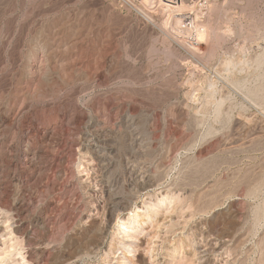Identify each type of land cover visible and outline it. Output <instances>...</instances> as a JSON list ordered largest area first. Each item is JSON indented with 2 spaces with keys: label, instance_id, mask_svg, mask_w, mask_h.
Instances as JSON below:
<instances>
[{
  "label": "rangeland",
  "instance_id": "374dc122",
  "mask_svg": "<svg viewBox=\"0 0 264 264\" xmlns=\"http://www.w3.org/2000/svg\"><path fill=\"white\" fill-rule=\"evenodd\" d=\"M184 2L189 6L193 3L192 0ZM194 3L195 15L169 17L170 13L166 8L163 13L164 7L158 0H0V98L8 96L16 106L22 99L23 105V114L12 121L0 109V115L8 124L7 130L20 132L29 129L37 136L54 126L50 139L58 140V143L69 131H75L77 135L86 132L89 139L105 135L115 144L117 151L110 156L113 162L110 172L99 171L94 165L92 171L84 170L80 164L85 161L79 156L75 157L74 164L69 165L73 180L77 178L75 183L79 186L80 200L83 204L89 200L86 186L108 182L111 189L116 188L112 192L120 194L132 208L139 207L142 215V221L137 223L138 230L131 231L132 236H124L116 230V224L114 228L109 227L112 230L103 250L95 244L81 242L83 230H77L81 227L102 229L103 215L79 226V221L69 216L72 204L61 202L55 205L54 197L57 199V194L63 192L61 189H49L40 195L43 199L40 196L37 200L28 198L31 201L27 199V202L36 214H44L45 225H51L56 231L58 235L54 233V237L57 235L58 240L60 236L59 242L45 251V264H65L68 254L79 255L78 260L70 264H118V259L121 260L119 264H132L133 261V264H264V0H196ZM154 7L162 12L155 11ZM196 8L202 9L198 12ZM192 17H199L200 25L213 30H209L214 32L213 35L207 30L211 37L207 40L214 39V42L211 40V54L207 51L193 55L175 39L165 41L162 38L164 34L159 28L167 18L163 23H168L169 27L166 26L176 32L171 30L173 36L184 35L182 37L187 41L194 40L196 29ZM76 22L80 24L83 36L87 33L91 40L95 39L93 43L105 39L112 44L105 62L109 64L112 59L116 60L115 69H98L97 80L92 82L65 80L55 73L50 83L33 85L28 82L26 67L32 59L35 40L56 38L67 43L48 52V59L54 63L52 59L55 60L64 50H70L77 33ZM165 51L171 54L170 57L168 53L164 54ZM27 85L30 90L37 87V94L28 99L21 95ZM38 94H43L44 98H39ZM69 102L78 103L83 114L80 126H71V129L60 118L63 112H71ZM127 116L136 117V130L140 134L138 144H133L134 130L125 125ZM17 140L15 145L19 148L22 143ZM41 142L42 139L37 137L39 147ZM5 159L4 156V163ZM147 170L157 176V185L144 190L133 172ZM161 179L162 182L158 181ZM6 184L0 185V189L5 192L2 197L8 199L12 197L14 187ZM125 213L120 216L125 218ZM43 229H38V235H45ZM212 235L227 236L228 246L224 251L212 253L204 250L209 248ZM61 238L64 239L62 242ZM123 243L133 246L131 254L127 252L125 258Z\"/></svg>",
  "mask_w": 264,
  "mask_h": 264
},
{
  "label": "bare ground",
  "instance_id": "6f19581e",
  "mask_svg": "<svg viewBox=\"0 0 264 264\" xmlns=\"http://www.w3.org/2000/svg\"><path fill=\"white\" fill-rule=\"evenodd\" d=\"M145 1V0H144ZM149 0H146V2ZM151 1V0H150ZM154 1V0H153ZM159 4L164 7L163 13L165 11V8L170 15L172 16H178V15H186L193 13L196 14L195 8L196 4L192 0V4L190 6L184 2V0H158ZM188 1V0H187ZM198 1V0H197ZM206 2V1H205ZM208 3V2H207ZM152 4V3H151ZM149 3L150 6H153ZM155 4V3H154ZM156 4H158L156 2ZM202 4V3H201ZM200 4V5H201ZM148 5V6H149ZM159 5V6H160ZM198 4V6H200ZM210 5V4H209ZM156 7V6H155ZM154 7V10L156 11ZM162 7V8H163ZM201 7V6H200ZM204 7V6H203ZM81 9V8H80ZM152 9V8H151ZM202 8H199L201 11ZM148 12V9H146ZM197 10V8H196ZM199 10H197L199 12ZM208 10V9H207ZM153 11V9H152ZM159 9H157V12ZM210 11V10H209ZM156 12V13H157ZM162 12V11H159ZM165 12V13H167ZM195 12V13H194ZM76 13V12H75ZM150 13V11H149ZM154 13V12H152ZM210 13V12H209ZM192 14V15H193ZM79 15V14H78ZM77 15V16H78ZM82 15V14H81ZM155 15V14H152ZM193 15V17H195ZM199 15V14H198ZM73 16V15H72ZM147 16V15H146ZM167 17L166 15H164ZM157 17V16H156ZM179 17V16H178ZM188 17V16H187ZM190 17V16H189ZM193 26L196 29V38L191 41H187L186 38L184 39L181 37H175L171 33L174 31L173 29H169L168 23H166V26L163 20V18L160 20L163 25L162 30L159 31L164 34L162 38L167 41L169 39H175V42H179L181 46H184L188 49V51H192L194 53L202 55V53H207V51L211 54L213 45H212V39H210L207 35L208 31L211 29H206L207 27H204L198 23V18L193 19ZM73 18V17H72ZM83 18V17H82ZM149 18V17H148ZM160 18V17H159ZM191 18V17H190ZM209 18V17H208ZM80 19V18H78ZM170 19V18H169ZM172 19V18H171ZM76 20V19H75ZM83 20V19H82ZM151 20V18H149ZM86 21V20H85ZM166 21V20H165ZM81 22V20H80ZM88 22V21H87ZM91 22V21H90ZM72 23V22H70ZM160 23V24H161ZM192 23V22H191ZM74 24V23H73ZM152 24V23H151ZM159 24V25H160ZM208 25V24H207ZM205 25V26H207ZM78 28H76L75 38L73 42L70 44V50L63 51L61 54L57 55L58 57L51 62V60L48 59L47 55L48 52H54V50H58L62 45L66 46L67 43H64L63 41L55 40L52 38L50 41H46L41 38H37L34 42V48H33V55L28 56L31 57V61L28 62L27 65V80L30 83H43V82H49L53 80L52 74L55 73L57 76L62 77L65 80H81L84 82L89 81H95L97 80V70L100 68H107L106 70H113L117 66L116 60H113L109 64L105 62L106 55L110 52L111 53V47L112 44L108 41H104L103 39L101 42L92 41L88 37V34L86 33L84 36L82 35V32L80 30V24L76 22V25H74ZM73 26V28H74ZM87 27V26H86ZM168 28V29H167ZM209 28V27H208ZM69 29V28H67ZM85 29V28H84ZM83 29V30H84ZM208 30V31H207ZM213 31V30H211ZM209 31V33L211 32ZM57 32V31H56ZM59 32V31H58ZM89 32V31H88ZM175 32V31H174ZM160 33V32H159ZM176 33V32H175ZM212 35L214 32H211ZM210 33V34H211ZM49 34V33H48ZM52 34V33H51ZM57 34V33H56ZM105 34V33H104ZM209 34V35H210ZM158 35V34H157ZM177 35V34H176ZM40 36V35H39ZM55 37V33L53 34ZM93 36V34L91 35ZM103 36V35H102ZM159 36V35H158ZM206 36V37H205ZM208 36V37H207ZM211 36V35H210ZM38 37V36H37ZM41 37V36H40ZM104 37V36H103ZM222 37V36H221ZM71 38V36H70ZM94 38V37H93ZM109 38V37H107ZM111 38V37H110ZM206 38V40H204ZM219 38V37H218ZM217 38V39H218ZM59 39V38H58ZM63 39V38H62ZM72 39V38H71ZM97 39V38H96ZM102 38L100 37V40ZM160 39V38H159ZM220 39V38H219ZM222 39V38H221ZM220 39V40H221ZM190 40V39H189ZM159 41H162L160 39ZM209 41V42H208ZM214 42V39H213ZM163 43V41H162ZM216 43V42H215ZM214 43V44H215ZM166 44V43H165ZM164 44H162L163 47ZM167 45H170L169 43ZM171 46V45H170ZM67 48V47H66ZM167 49V48H166ZM171 49V48H170ZM120 50V49H119ZM161 50H163L161 48ZM165 50V49H164ZM172 50H174L172 48ZM115 51V50H114ZM179 51V50H178ZM214 51V50H213ZM30 52V51H28ZM113 52V51H112ZM119 52V51H118ZM160 51L159 53H161ZM166 52V51H165ZM174 52V51H173ZM176 52V50H175ZM215 52V51H214ZM31 53V52H30ZM168 52L164 53L167 55ZM178 53V52H177ZM208 53V54H209ZM28 54V53H27ZM119 54V53H118ZM169 54V53H168ZM207 54V55H208ZM209 54V55H210ZM171 54H169L170 57ZM175 55V54H174ZM173 55V56H174ZM119 55L115 56L118 57ZM147 56V55H146ZM177 56V55H176ZM180 56V55H179ZM183 56V55H181ZM211 56V55H210ZM54 57V56H53ZM175 57V56H174ZM206 57V56H204ZM114 58V57H113ZM110 59V58H109ZM259 61V60H258ZM147 62V61H146ZM229 62V61H228ZM228 64V63H227ZM226 66H230L227 65ZM25 65V64H24ZM237 65V64H236ZM130 68V67H129ZM148 68V67H147ZM218 68V67H217ZM228 68V67H227ZM25 69V68H24ZM146 69V68H145ZM117 70V69H116ZM99 71V70H98ZM102 72V71H101ZM108 73H110L108 71ZM23 76V75H22ZM67 76H69L67 78ZM123 77V76H122ZM21 78V77H20ZM135 79V78H134ZM109 80V79H108ZM26 81V80H25ZM27 82V81H26ZM78 82V81H77ZM82 82V83H83ZM98 82V81H97ZM100 82V81H99ZM22 83V82H21ZM53 83V82H52ZM51 83V84H52ZM62 83V81H61ZM69 83V82H68ZM76 83V82H75ZM95 83V82H94ZM19 84V82H18ZM26 84V83H24ZM65 84V83H64ZM63 84V85H64ZM55 85V84H54ZM57 85V84H56ZM84 85V84H83ZM95 85V84H94ZM25 86V85H23ZM85 86V85H84ZM88 84V88H89ZM18 87V86H17ZM20 87V85H19ZM22 87V86H21ZM20 87V88H21ZM93 87V86H92ZM16 88V87H14ZM37 88V87H35ZM26 86V88H23L22 91V97L23 98H29L36 93V90ZM77 88V87H76ZM10 89V88H9ZM8 89V91H9ZM83 89V88H82ZM210 89V88H209ZM208 89V90H209ZM40 90V89H39ZM47 90V89H46ZM72 90V89H71ZM85 90V89H84ZM87 90V89H86ZM15 91V90H14ZM43 90H41L42 92ZM57 91V90H56ZM213 91V90H212ZM254 91V90H253ZM252 91V93H253ZM257 91V89H256ZM39 92V91H38ZM47 92H49L47 90ZM53 92V91H52ZM70 92V91H69ZM86 92V91H84ZM255 92V91H254ZM67 93V92H66ZM212 93V92H211ZM257 93V92H255ZM253 93V94H255ZM260 93V92H259ZM1 94V91H0ZM10 94V93H8ZM7 94V95H8ZM37 94V93H36ZM4 95V94H2ZM39 95V94H38ZM36 95V98L37 96ZM67 95V94H66ZM256 95V94H255ZM43 96V94H42ZM42 96H38L41 98ZM46 96V95H45ZM51 96V95H50ZM48 96V97H50ZM69 96V93H68ZM1 97V96H0ZM20 97V96H17ZM96 97V96H95ZM34 98V97H33ZM44 97H42L43 99ZM47 98V97H46ZM13 99H16L15 97ZM21 99V98H20ZM93 99V97H92ZM97 99V98H96ZM95 99V101H96ZM25 100V99H24ZM20 101V100H19ZM27 101V100H26ZM30 101V100H28ZM73 101V100H72ZM94 101V102H95ZM188 101V100H187ZM14 102V100H12ZM75 102V101H74ZM85 102V101H84ZM97 102V101H96ZM15 103V102H14ZM28 103V102H27ZM26 103V104H27ZM70 103V102H69ZM97 103H100L97 102ZM78 104V103H77ZM75 103H70L69 107L71 108V112H63L61 114V120L64 121L66 125L70 126L68 127L71 129V126L78 127L80 121H81V114L82 111L79 110L78 105ZM92 104V103H91ZM219 104V103H217ZM216 104V105H217ZM15 105V104H14ZM11 102L9 97L7 96L6 99L0 98V109H2L3 113L6 115L9 121L15 120L19 117V115H22L23 105H22V99L20 105L14 106ZM67 105V106H68ZM89 105V104H88ZM94 105V104H93ZM99 105V104H98ZM27 105H24V107ZM95 106V105H94ZM220 106V104H219ZM217 106V107H219ZM66 107V106H65ZM93 107V106H92ZM98 107V106H97ZM102 107V106H101ZM99 108V107H98ZM127 108V107H126ZM169 108V107H168ZM25 109V108H24ZM94 109V108H93ZM111 109V108H110ZM199 109V108H198ZM216 112H217V108ZM219 109V108H218ZM87 110V109H86ZM203 110V109H202ZM26 111V110H25ZM84 111V110H83ZM94 111H97L96 109ZM108 111V110H107ZM197 111V110H195ZM194 111V112H195ZM90 112V111H89ZM131 112V111H130ZM203 112V111H202ZM220 112V111H219ZM22 113V114H21ZM85 113V112H84ZM95 114V112H93ZM97 113V112H96ZM106 113V112H105ZM110 113V112H109ZM116 113V112H115ZM122 113V112H121ZM187 113V111H186ZM3 114V115H4ZM100 114V113H99ZM98 113L97 115L100 116ZM131 114V113H130ZM133 114V113H132ZM193 114V113H192ZM217 114V113H216ZM83 115V114H82ZM107 115V114H105ZM111 115V114H110ZM121 115V114H120ZM202 115V114H201ZM133 116V115H132ZM129 117L125 119V125L126 127L132 128L134 130V133L132 135L133 144L139 143V131L136 130V124L137 120L134 117ZM89 117V116H88ZM107 117V116H105ZM21 118V117H20ZM96 118V117H95ZM104 118V116H103ZM89 119V118H88ZM99 119V118H98ZM102 120V119H101ZM202 120V119H201ZM95 121V120H94ZM141 121V119H140ZM16 122V121H15ZM100 122V121H99ZM141 123V122H140ZM150 123V122H149ZM105 125H107L104 122ZM103 124V125H104ZM148 124V123H147ZM146 124V127H147ZM152 124V123H151ZM13 125V124H12ZM102 125V126H103ZM120 125V124H119ZM154 125V123H153ZM8 124L6 123L5 117L0 115V185L4 186L6 183H10V186L13 185L14 191L13 194H11V198H3L2 195H4V191H1L0 189V237H3L0 239V264H45L44 263V253L48 249V247H51L50 245L59 242L55 238L58 234L54 229H51L50 226H46L44 219L42 216H40L38 213L36 214L34 208L29 205L27 202V199H35L41 197L43 199V196H40L44 192L48 191L49 189H61L63 192L61 194H57V199H55V205L61 202H65L70 205L72 204V212L69 214V216L72 218H76V220L79 221V226L85 225L87 222H91V220L95 217L104 216V225L102 226V229H77V230H83V237L80 238L81 242L88 243V244H95L98 248H103L107 246L106 240L109 237V234L112 229H108L109 227H113V225L116 224V230H120L124 236H132L131 231L134 229L138 230L137 223H140L142 221V215L139 214V207L135 205V208H132L120 196V194H117L116 192H112L110 187V184L108 182L103 183L101 185H89L86 186L89 193V200L86 202V204H83L80 200V195L78 193V187L76 186V183L72 176V170L70 169L69 165L71 162L73 163L75 160V157L79 156L80 158L84 159V163L81 162V166L84 170L91 169V166L99 168V171L107 172L111 167L113 166L112 159L110 156L115 152L116 146L113 142H110L106 136H96L95 139H89V135L86 134H79L77 135L76 132L69 131L65 138L63 140H60V142H56L58 140H52L50 139L53 134L54 126H50L47 129L43 130L39 135L36 136V134H31L29 132V129L21 130L20 132L17 130L12 129V131L7 130ZM20 126V125H19ZM80 126V125H79ZM112 126V125H111ZM89 127V126H88ZM95 127V126H94ZM144 127V126H143ZM154 127V126H152ZM93 128V127H92ZM56 129V128H55ZM62 129V126H61ZM148 129V128H147ZM84 130V129H83ZM105 130V129H104ZM146 130V129H145ZM103 131V130H102ZM61 132V131H60ZM37 133V132H36ZM39 133V132H38ZM37 133V134H38ZM112 133V132H111ZM64 134V133H63ZM114 134V133H113ZM128 134V133H127ZM99 135V134H97ZM147 135V134H146ZM108 136V135H107ZM113 136V135H112ZM37 137H40L42 139L41 145H37ZM148 137V136H146ZM16 139H19L22 143V146L17 148L15 143ZM56 139V138H54ZM58 139V138H57ZM61 139V138H60ZM113 139V138H112ZM147 139V138H145ZM150 139V138H149ZM17 140V141H19ZM40 140V139H39ZM151 141V140H150ZM148 141V144L149 142ZM36 144V146H34ZM131 144V143H129ZM118 145V144H116ZM150 145V144H149ZM38 146V147H37ZM175 146V145H174ZM147 147V146H146ZM35 148V149H33ZM124 148V147H123ZM136 148V147H135ZM134 148V149H135ZM143 148V147H142ZM128 149V148H127ZM140 149V148H139ZM174 149V148H173ZM136 150V149H135ZM126 151V150H125ZM117 152V151H116ZM115 152V153H116ZM168 152V150H167ZM173 152V151H172ZM119 153V152H118ZM174 153V152H173ZM172 153V154H173ZM138 154V153H137ZM140 154V153H139ZM116 155V154H115ZM118 155V154H117ZM136 156V154H133ZM7 157V160L5 163L3 162V157ZM169 156V155H168ZM112 157V156H111ZM117 157V156H116ZM123 157H125L123 155ZM129 157V156H128ZM139 157V156H138ZM142 157V156H141ZM79 158V159H80ZM130 158V157H129ZM146 158V157H145ZM148 158V157H147ZM82 159V160H83ZM126 159V158H125ZM138 159V158H137ZM78 160V158H77ZM115 160V158H114ZM149 160V159H148ZM159 160V159H158ZM81 161V160H80ZM120 161V160H119ZM125 161V160H124ZM146 161V160H144ZM150 161V160H149ZM116 163V161H115ZM127 163V162H126ZM151 163V162H150ZM154 163V161H153ZM74 164V163H73ZM72 164V165H73ZM76 164V163H75ZM125 164V163H124ZM159 164V163H158ZM71 165V166H72ZM117 164H115L116 166ZM123 165V164H122ZM149 165V164H148ZM76 166V165H74ZM146 166V165H145ZM157 167V165H156ZM73 168V167H72ZM129 168V167H128ZM96 169V170H97ZM125 169V168H124ZM140 169V168H139ZM157 169V168H156ZM155 169V170H156ZM74 170V169H73ZM115 170V169H114ZM88 171V170H87ZM92 171V169H91ZM94 171V169H93ZM98 171V172H99ZM148 171V170H147ZM74 172V171H73ZM76 172V171H75ZM95 172V171H94ZM93 172V174H94ZM110 172V171H109ZM96 173V172H95ZM103 173V175H104ZM136 174L135 179L139 182L141 189L149 190L150 188H155L157 185V176H153L152 173L144 172V171H138L133 172ZM167 173V171H166ZM76 174V173H75ZM114 174V173H113ZM116 174V173H115ZM123 174V173H120ZM125 174V173H124ZM161 174V173H160ZM159 174V175H160ZM100 175V174H99ZM111 176V175H110ZM113 176V175H112ZM126 176V175H125ZM103 177V176H102ZM107 177V175H106ZM162 177V175H161ZM89 178V177H86ZM105 178V177H104ZM129 178V176H128ZM163 178V177H162ZM79 179V178H78ZM91 179V178H90ZM101 179V178H100ZM103 179V178H102ZM109 179V178H108ZM133 179V178H132ZM131 179V180H132ZM158 179L160 177L158 176ZM82 180V177H81ZM89 180V179H88ZM111 180V179H110ZM116 180V178H115ZM114 180V181H115ZM129 180V179H128ZM134 180V179H133ZM85 181V180H84ZM87 181V180H86ZM92 181V180H91ZM95 181V180H94ZM119 181V180H118ZM122 181V180H121ZM162 182L161 180H158ZM89 182V181H88ZM113 182V181H112ZM111 182V183H112ZM78 183V182H77ZM95 183V182H94ZM88 184V183H87ZM100 184V183H99ZM161 184V183H160ZM165 184V183H164ZM7 185V184H6ZM80 185V184H79ZM119 186V185H118ZM174 186V185H173ZM82 187V186H80ZM135 187V186H134ZM160 187V186H159ZM170 187V186H169ZM1 188V187H0ZM85 188V187H84ZM118 188V187H117ZM158 188V187H157ZM161 188V187H160ZM171 188V187H170ZM174 188V187H173ZM4 189V188H3ZM82 189V188H81ZM86 189V190H87ZM133 189V188H132ZM167 189V187H166ZM60 190V192H61ZM116 190V188H115ZM114 190V191H115ZM58 191V190H57ZM51 192V191H50ZM87 192V191H84ZM119 192V190L117 191ZM122 192V191H121ZM145 192V191H144ZM241 192V191H240ZM54 193V191H53ZM59 193V192H58ZM86 194V193H85ZM136 194V193H135ZM173 194V192L171 193ZM151 195V193H150ZM149 195V196H150ZM40 196V197H39ZM54 196V195H53ZM85 196V195H84ZM144 196V195H143ZM8 197V196H7ZM145 197V196H144ZM143 197V199H144ZM159 197V196H158ZM165 197V196H164ZM82 198V196H81ZM140 198V196H139ZM148 198V196L146 197ZM11 199V200H9ZM28 199V200H29ZM88 199V197H87ZM29 200V201H31ZM40 201V200H38ZM37 201V202H38ZM52 201V200H51ZM87 201V200H86ZM132 203V202H131ZM159 203V201H158ZM31 204V203H30ZM62 204V203H61ZM139 204V203H138ZM35 205V204H34ZM54 205V206H55ZM143 205V204H141ZM53 206V205H52ZM62 206V205H61ZM38 207V205L36 206ZM63 207V206H62ZM66 207V206H65ZM48 208V207H47ZM57 208V206H55ZM60 207H58V212ZM70 208V207H69ZM36 209V208H35ZM54 209V207H53ZM65 210V208H63ZM146 209V208H145ZM51 210V209H50ZM49 210V212H50ZM61 211V210H60ZM71 211V210H70ZM126 211V217H121L124 212ZM146 211V210H145ZM51 213V212H50ZM61 213V212H59ZM69 213V210H68ZM53 214V213H52ZM58 214V213H57ZM64 214V213H62ZM68 215V214H67ZM47 216V215H46ZM67 216V217H69ZM189 216V215H188ZM58 217V215H57ZM63 217V216H62ZM149 217V216H147ZM61 218V216H60ZM102 218V217H101ZM187 218V217H186ZM29 219V220H26ZM71 220L70 218H67ZM75 220V219H74ZM99 220V219H97ZM103 220V219H102ZM28 221V223L26 222ZM56 221V218L53 220L52 223ZM59 221V219L57 220ZM72 221V220H71ZM93 221V220H92ZM96 221V220H95ZM60 222V221H59ZM65 221H63L64 223ZM69 222V221H68ZM144 222V221H143ZM5 223V224H4ZM4 224V225H2ZM62 224V223H61ZM74 224V223H73ZM93 224V223H91ZM96 224V223H95ZM93 224V225H95ZM180 224V222H179ZM184 224V223H183ZM48 225V224H47ZM64 225V224H63ZM61 225V226H63ZM90 225V224H89ZM65 226V225H64ZM88 226V225H87ZM86 226V227H87ZM100 226V225H99ZM44 228L43 232H45V235H38V229ZM63 228V227H62ZM85 228V226H84ZM93 228V227H92ZM114 228V227H113ZM57 231L63 230V229H56ZM216 230V229H215ZM221 230V229H220ZM42 231V230H41ZM40 231V232H41ZM207 231V230H206ZM219 231V230H218ZM231 232V231H230ZM233 232V231H232ZM42 233V232H41ZM54 233L57 234L54 237ZM116 233V232H115ZM215 233V232H214ZM219 233V232H218ZM60 234V233H59ZM63 234V233H62ZM74 234V233H73ZM77 234V233H76ZM80 234V233H78ZM221 234V232H220ZM234 233H232L233 235ZM112 235V234H111ZM222 235V234H221ZM238 235V234H237ZM78 236V235H77ZM76 236V237H77ZM114 236V235H113ZM136 236V235H135ZM75 237V235L73 236ZM73 237H71L73 240ZM210 237V236H209ZM227 237V236H226ZM226 237H220L218 235H212V241L209 243V248H204L206 251H210L212 253H218L221 250L224 251L225 248L228 246V242L226 241ZM64 238V237H63ZM66 238V237H65ZM79 238V237H78ZM240 238V237H239ZM62 239V238H61ZM76 239V238H75ZM109 239V238H108ZM182 239V238H181ZM180 239V240H181ZM229 239V238H228ZM64 239L61 240V242ZM67 240V238H66ZM69 240V238H68ZM70 240V241H71ZM111 240V239H110ZM58 241V242H56ZM76 241V240H75ZM10 242L9 244H7ZM72 242V241H71ZM78 242V241H77ZM76 242V243H77ZM80 242V241H79ZM78 242V243H79ZM121 242V241H120ZM125 242V241H124ZM239 242V241H238ZM65 243V242H64ZM109 243V240L108 242ZM191 243V242H190ZM72 244V243H71ZM116 244V243H115ZM136 244V243H135ZM237 244V242L235 243ZM234 244V245H235ZM59 245V244H58ZM70 245V244H69ZM68 245V246H69ZM124 245V256L125 258L126 253L132 251L133 246L131 244L123 243ZM193 245V244H192ZM60 246V245H59ZM66 246V244H65ZM94 246V245H93ZM91 246V247H93ZM113 246H115L113 244ZM117 246V245H116ZM136 246V245H135ZM75 247V246H74ZM109 247V246H108ZM231 247V246H230ZM55 248V247H54ZM77 248V247H76ZM116 248V247H115ZM136 248V247H135ZM145 248V247H143ZM149 248V247H148ZM78 249V248H77ZM107 249V248H106ZM109 249V248H108ZM112 249V248H111ZM161 249V248H159ZM240 249V248H239ZM264 249V248H263ZM52 250V249H51ZM50 250V251H51ZM76 250V249H75ZM92 251V249H90ZM97 250V249H96ZM101 250V249H100ZM149 250V249H148ZM200 250H203L200 248ZM203 250V251H204ZM230 250V249H229ZM62 251V250H61ZM64 251V250H63ZM73 251V250H71ZM95 251V248L94 250ZM102 251V250H101ZM228 251V250H227ZM135 252V251H134ZM155 252V251H154ZM47 252L46 254H48ZM63 253V252H61ZM66 253V252H64ZM73 254L75 252H72ZM128 253V254H129ZM68 254V253H67ZM81 254V253H78ZM77 254V255H78ZM131 254V253H130ZM133 254V253H132ZM192 254V253H191ZM230 254V253H228ZM59 255V254H58ZM84 255V254H83ZM86 255V254H85ZM104 255V254H103ZM123 255V254H122ZM200 255V254H199ZM207 255V254H206ZM64 256V255H63ZM79 256V255H78ZM76 255H70L68 254L65 258V264L69 262H74L78 259ZM203 256V255H202ZM44 257V258H43ZM83 257V256H80ZM217 257V256H216ZM219 257V256H218ZM217 257V258H218ZM48 258V257H47ZM63 258V257H62ZM141 259V258H140ZM139 259V260H140ZM235 259V258H234ZM262 259V258H260ZM59 260V259H58ZM80 260V259H79ZM128 260V259H127ZM212 260V259H211ZM219 260V259H218ZM224 260V259H223ZM259 260V259H258ZM53 261V260H52ZM130 261V260H129ZM144 261V260H143ZM148 261V260H147ZM205 261V260H204ZM231 261V260H230ZM56 262V261H55ZM59 262V261H58ZM118 264L121 262V260H117ZM186 262V261H185ZM192 262V261H191ZM225 262V261H224ZM244 262V261H243ZM134 263V261H133ZM132 263V264H133ZM136 263V262H135ZM207 263V262H206ZM213 263V262H212ZM62 264V263H61ZM64 264V263H63ZM77 264V263H76ZM130 264V263H129ZM137 264V263H136ZM148 264V263H147ZM180 264V263H179ZM182 264V263H181ZM185 264V263H184ZM192 264V263H191ZM221 264V263H220Z\"/></svg>",
  "mask_w": 264,
  "mask_h": 264
}]
</instances>
